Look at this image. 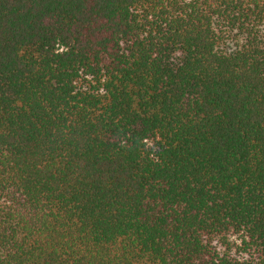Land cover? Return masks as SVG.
Masks as SVG:
<instances>
[{"label": "trees", "instance_id": "obj_1", "mask_svg": "<svg viewBox=\"0 0 264 264\" xmlns=\"http://www.w3.org/2000/svg\"><path fill=\"white\" fill-rule=\"evenodd\" d=\"M0 264H264V0H0Z\"/></svg>", "mask_w": 264, "mask_h": 264}]
</instances>
